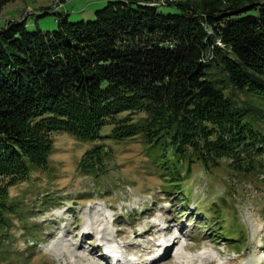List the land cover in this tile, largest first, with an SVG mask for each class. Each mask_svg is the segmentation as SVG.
Instances as JSON below:
<instances>
[{
  "label": "trees",
  "instance_id": "trees-1",
  "mask_svg": "<svg viewBox=\"0 0 264 264\" xmlns=\"http://www.w3.org/2000/svg\"><path fill=\"white\" fill-rule=\"evenodd\" d=\"M153 1L107 0L76 22L53 10L55 30L0 27V257L10 221H26L9 189L47 165L54 131L138 138L178 193L195 161L264 173V0H177L168 13ZM108 154L96 143L79 167L96 174Z\"/></svg>",
  "mask_w": 264,
  "mask_h": 264
},
{
  "label": "rangeland",
  "instance_id": "rangeland-1",
  "mask_svg": "<svg viewBox=\"0 0 264 264\" xmlns=\"http://www.w3.org/2000/svg\"><path fill=\"white\" fill-rule=\"evenodd\" d=\"M106 1L13 0L0 12V27L24 18L28 30H55L58 22L53 10L68 14L70 22L88 20ZM158 10L176 12L177 7L167 3L158 5ZM226 92L244 98L231 87ZM52 139L47 165L35 168L26 181L9 189L26 221H10L6 245L12 251L0 257V264H106L97 258L101 253L89 252L98 243L99 231L103 241L115 243L120 254L140 258V264H153L152 256L162 247L154 244L164 238L174 245L166 263L159 264H264V173L230 169L226 160L205 170L195 161L190 173L184 172L183 165L182 193H178L167 187L165 174L138 138L94 142L54 131ZM96 143H103L110 154L99 172L89 174L80 169L79 161ZM261 159L264 153L255 157V161ZM163 218L169 219L170 234L158 240L150 226ZM87 230L93 232V239L84 233L87 239L79 244V234ZM222 233L236 239H224Z\"/></svg>",
  "mask_w": 264,
  "mask_h": 264
},
{
  "label": "bare ground",
  "instance_id": "bare-ground-1",
  "mask_svg": "<svg viewBox=\"0 0 264 264\" xmlns=\"http://www.w3.org/2000/svg\"><path fill=\"white\" fill-rule=\"evenodd\" d=\"M67 210V209H66ZM65 210V211H66ZM69 210V209H68ZM67 213V211L65 212ZM160 223V222H159ZM74 225V224H72ZM153 226L154 229H156L155 233L158 235L157 239H161V236H163V234H170V228L168 226H166L165 228L161 229V228H157V224L155 222H153V225L150 226V228ZM151 228V229H153ZM74 229L75 231L79 230V226L77 225H74ZM179 229V228H178ZM63 230V229H62ZM147 231V230H146ZM151 231V230H150ZM84 233H87L88 234V237L86 236L87 234H84ZM148 233V232H147ZM77 236V235H76ZM90 238V239H93V232L91 231H81V233L79 234L78 236V243L81 244L83 241H85V239L87 238ZM176 238V237H175ZM98 240V243L95 245V246H91L90 249H89V252L92 253L93 251H98V253H101L100 255L97 256V258L99 259V261H104L106 264H124L123 262V258L125 259V256L123 257L118 250H116V248H114L115 246H112V248L114 249H107V250H110L111 252H113V254H116L117 255V258L114 260V262L111 261L110 259V256H108L104 251H103V247H102V244H101V239L99 240L98 236L96 235V238ZM177 239V238H176ZM162 241L154 245H158L160 244L162 247H157V248H160V252L158 255H155V256H152L151 258V262L150 263H153V264H159V263H166L167 259L169 258V255H170V252L171 249L173 248V245L172 243H170L168 240L170 239H161ZM165 240V241H164ZM172 240H174V238H172ZM176 241V240H175ZM103 242V241H102ZM169 243V244H168ZM175 243V242H174ZM152 247H148L145 254H148L152 251ZM154 248V247H153ZM144 254V253H143ZM141 257V256H140ZM160 260V261H159ZM135 264V263H134ZM255 264V263H254Z\"/></svg>",
  "mask_w": 264,
  "mask_h": 264
},
{
  "label": "built area",
  "instance_id": "built-area-1",
  "mask_svg": "<svg viewBox=\"0 0 264 264\" xmlns=\"http://www.w3.org/2000/svg\"><path fill=\"white\" fill-rule=\"evenodd\" d=\"M162 3H159V2H156V1H153L151 3H154V4H161V5H164V4H167L168 1L164 2V1H161ZM59 5H56V6H59L60 7V3H58ZM56 8V7H55Z\"/></svg>",
  "mask_w": 264,
  "mask_h": 264
}]
</instances>
